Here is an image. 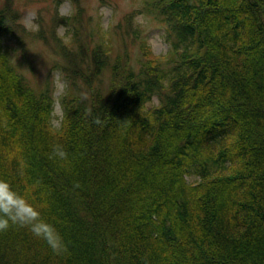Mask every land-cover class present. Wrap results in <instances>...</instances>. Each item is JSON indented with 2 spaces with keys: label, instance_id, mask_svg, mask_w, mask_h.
<instances>
[{
  "label": "trees",
  "instance_id": "1",
  "mask_svg": "<svg viewBox=\"0 0 264 264\" xmlns=\"http://www.w3.org/2000/svg\"><path fill=\"white\" fill-rule=\"evenodd\" d=\"M71 2L31 30L0 0V177L45 204L68 249L13 226L0 264H264V0H144L108 29ZM139 13L165 26V56ZM30 39L67 78L60 127L53 79L22 71Z\"/></svg>",
  "mask_w": 264,
  "mask_h": 264
},
{
  "label": "rangeland",
  "instance_id": "2",
  "mask_svg": "<svg viewBox=\"0 0 264 264\" xmlns=\"http://www.w3.org/2000/svg\"><path fill=\"white\" fill-rule=\"evenodd\" d=\"M144 0H83L87 11L94 17L93 24L100 22L104 29H108L109 25L115 23L127 11L133 8H139ZM18 5L22 8V20L26 27L31 30L38 29L40 23L39 18L42 16L44 19H49L52 12L57 10L61 14L69 15L73 11L71 0H62L58 5L52 0H17ZM137 23L143 30L142 33L146 36V41L152 50V53L158 57H163L169 53L171 44L169 42L165 26L153 21L149 16L139 13L136 17ZM66 26L61 25L58 29L60 34H66ZM69 36L66 35V39ZM6 45L15 46V40L11 37L5 38ZM29 50L34 59L35 72L30 67L25 66L22 71L27 74L30 83L34 87L43 85L46 79H53L54 82V103L52 109L51 121L55 127H60L63 119V108L61 105V97L64 95L68 88L67 78L64 76L60 68L49 73L48 69L51 67L50 61L55 57L49 47L41 41L30 39ZM133 57L136 59L139 56V50L136 46L132 47ZM51 76V77H50ZM160 98L157 94L146 102V110H149L154 105H158ZM189 182H195L199 179L198 174L194 169H191L187 174Z\"/></svg>",
  "mask_w": 264,
  "mask_h": 264
},
{
  "label": "clouds",
  "instance_id": "3",
  "mask_svg": "<svg viewBox=\"0 0 264 264\" xmlns=\"http://www.w3.org/2000/svg\"><path fill=\"white\" fill-rule=\"evenodd\" d=\"M52 156L66 159L67 152L57 144L52 148ZM45 207L28 192L18 190L11 180L0 177V232L13 226L26 228L32 236L46 242L56 254L65 253L67 245L55 224L45 218Z\"/></svg>",
  "mask_w": 264,
  "mask_h": 264
}]
</instances>
